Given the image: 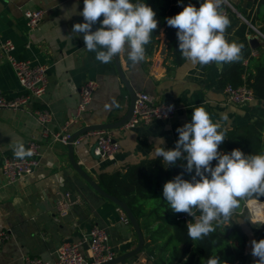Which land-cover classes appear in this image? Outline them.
<instances>
[{"label":"crops","instance_id":"obj_1","mask_svg":"<svg viewBox=\"0 0 264 264\" xmlns=\"http://www.w3.org/2000/svg\"><path fill=\"white\" fill-rule=\"evenodd\" d=\"M145 2L156 12L158 43L152 53L145 51L144 59L135 65L122 51L121 65L137 92L144 91L159 101L172 102L178 111L170 120H154L132 129L112 130L121 144V151L113 161H101L95 155V135L86 136L76 145L77 161L99 183L102 173L125 171L128 165L142 159L157 158V147H175L176 129L191 119L195 107L206 109L212 121L220 125L218 131L232 130L256 120L264 122V100L254 98L244 105L226 101L225 87L220 79L234 62L200 66L185 58L179 64L174 61L168 50L164 19L159 15L160 0ZM234 4L238 13H228L231 23L226 28L225 38L243 45L242 63L250 65L246 77L254 71L250 61L262 54L264 32L260 27L264 23L254 25L261 34L249 25L257 8L255 0H234ZM35 8L44 9L45 15L29 31L25 11ZM82 8L83 0H0V38L14 42L17 58L47 65V92L41 102L35 100L31 107L43 105L48 108L52 113L48 125L51 131L59 130L73 115L79 102L80 87L87 78L95 79L98 88L81 123L71 127L74 132L85 125L117 121L129 107V92L118 75L114 57L107 64L96 60L95 52L84 48L83 34L72 31L73 24L83 22L79 15ZM22 91L10 63L0 62V93L11 98ZM40 129L30 109L0 108V230L10 233L0 248V264H23L25 255L53 262L54 253L61 244L83 238L94 225L107 231L109 244L117 256L137 247L139 238L132 224L122 219L115 203L95 191L71 166L67 145L42 141L40 165L15 182L7 181L1 155L14 154L15 147L21 144L26 148L29 140L40 137ZM65 191L78 195L80 201L69 209L68 214L61 215L57 210V198ZM243 212L230 214L244 234V250L235 264H255L258 257L251 254V241L264 237V225L253 223L249 214L243 216ZM192 216L195 221L199 219L194 213ZM228 223L227 218L224 224ZM140 224L145 249L131 261L118 264H170V252L164 245L169 232L161 229L156 233L160 237L154 240L158 222L147 216L140 218ZM234 242L239 244V239Z\"/></svg>","mask_w":264,"mask_h":264},{"label":"clouds","instance_id":"obj_2","mask_svg":"<svg viewBox=\"0 0 264 264\" xmlns=\"http://www.w3.org/2000/svg\"><path fill=\"white\" fill-rule=\"evenodd\" d=\"M182 10L166 18L167 25L177 29L178 50L193 65H222L241 59L243 45L225 38L229 17L219 11L221 0H198L199 6L177 0ZM83 22L72 26L73 33L83 34L84 48L95 52V59L109 63L124 51L135 65L145 57V45L158 27L156 12L145 0H83L79 12ZM102 17V19H100ZM99 27L93 30V24ZM220 125L214 123L204 107H195L191 119L176 129L175 147H157L156 156L168 166L177 161L191 174L185 179L180 173L163 185L162 195L170 208L199 219L188 224V236L200 240L215 231L213 221L227 219L238 207V198L250 193L264 194V153L245 154L240 148L221 153L225 140ZM163 144V140H162ZM18 145L14 155H30ZM216 163L213 165V161ZM255 264H264V238L251 241ZM206 264H220V257H208Z\"/></svg>","mask_w":264,"mask_h":264},{"label":"built area","instance_id":"obj_3","mask_svg":"<svg viewBox=\"0 0 264 264\" xmlns=\"http://www.w3.org/2000/svg\"><path fill=\"white\" fill-rule=\"evenodd\" d=\"M219 11L228 16L230 11L238 13L234 0H221ZM45 10L35 8L25 11L29 31H32L42 21ZM244 21L249 23L244 17ZM258 33L259 30L249 23ZM261 34V33H260ZM15 44L10 39L0 38V62H9L12 66L17 80L23 91L11 98H7L0 93V108L30 109L39 122L40 137L27 142L26 151L30 155L17 157L14 154H2V169L8 182L31 174L39 165L42 156V141L51 143H62L68 145L73 130V125L81 123L84 114L92 102L94 93L98 88V82L93 78H87L80 87L79 102L73 115L62 123L60 129L51 131L49 123L52 120V113L45 106L31 107L32 102L42 101L47 92L48 78L47 65L34 64L29 60L19 59L14 55ZM226 101L236 105H244L255 98L252 88L246 85L232 86L227 84L224 88ZM135 107L131 118L122 126L124 129H132L139 125H147L154 120H170L176 116L178 107L176 104L167 101H159L153 95L140 91L137 92ZM88 135H95L96 142L93 151L101 161H113L121 151V144L115 138L112 130H100L83 134L77 137L73 144L79 145ZM80 201L78 195H73L70 191L60 193L57 198V210L61 215H66L69 209ZM246 210L253 223L264 225V200L258 198H248L245 200L242 211ZM122 219L129 223L125 213ZM8 230H0V248L9 238ZM264 238V237H263ZM86 247V249H84ZM117 256V252L109 244L107 231L94 225L89 233L77 241L64 242L54 253V261H47L38 256L25 255L23 264H101L112 260Z\"/></svg>","mask_w":264,"mask_h":264},{"label":"trees","instance_id":"obj_4","mask_svg":"<svg viewBox=\"0 0 264 264\" xmlns=\"http://www.w3.org/2000/svg\"><path fill=\"white\" fill-rule=\"evenodd\" d=\"M255 1L257 8L250 20L257 26L261 22L264 23V0ZM184 2L199 6L198 0H184ZM182 7L183 5L178 4L177 0H160L159 3V15L164 19L168 50L177 64L183 62L184 58L178 50L177 29L167 25L166 18L181 11ZM242 28L246 29V26ZM260 29L264 32V26ZM156 43L158 40L154 29L150 42L145 45V51L152 53ZM250 62L254 71L246 77L244 75L249 71L250 65L245 66L240 59L223 73L220 83L223 87L227 84L235 87L246 85L252 88L255 98L264 100V48L262 54ZM221 131L224 132L225 140L219 146V151L230 152L233 148H240L245 154L264 153L263 121L256 120L232 130ZM183 163L185 162L177 161L175 166H168L160 157L142 159L137 164L128 165L125 171L102 173L100 183L107 192L125 201L139 221L142 217L150 216L158 222L159 228L153 235L154 240L160 237L156 233L161 229L166 233L169 232L164 245L166 251L170 252V264H206L210 256L220 257V264H235L237 258L241 259L239 253L244 250V234L233 216L228 217V224H224V218H220L219 222L213 221L215 231L203 239L193 241L188 236V224L195 223L194 217L173 211L164 200L162 191L165 182L180 173L184 174L185 179L191 178V174L182 167ZM212 163L214 165L216 161ZM248 198L264 200V194L250 193L238 198L239 205L232 210V213L242 211ZM193 213L200 216L198 209H194ZM246 213L248 212L244 210L243 216ZM236 238L239 239V244L234 242Z\"/></svg>","mask_w":264,"mask_h":264},{"label":"water","instance_id":"obj_5","mask_svg":"<svg viewBox=\"0 0 264 264\" xmlns=\"http://www.w3.org/2000/svg\"><path fill=\"white\" fill-rule=\"evenodd\" d=\"M93 28L96 29V23L93 24ZM253 44L255 45L256 42ZM114 60H115L118 75H119L121 81L124 83V85L128 89V92H129L130 103H129L128 110L117 121L110 122V123H94V124H89V125H85L84 127H81L77 131L73 132V134L71 135L70 141L67 145L69 162H70L71 166L77 171V173H79V175L95 191H97L103 197L111 200L119 208L122 209V211L127 216L129 222L134 227V229L138 235V238H139V243H138L137 247H135L134 249H132L130 251H127L125 253H122V254L116 256L112 260L103 262L101 264H118V263L124 262L126 260L131 261L133 257L138 255L139 253H141L145 249V238H144V234L142 232L141 224H140V221L138 220V218L136 217V215L134 214L133 210L131 209V207L125 201H123V200L119 199L117 196L107 192L102 187V185L96 179H94V177H92L90 175V173H88V171L81 164H79V162L77 161L76 156H75V146L73 144V141L77 137H79L83 134H86L88 132L100 131V130H114V129L121 128L131 118V116L133 114L134 107H135V101L137 98V95H136L137 91L133 88V86L129 82V80H128V78H127V76H126V74L122 68L120 53L118 55L114 56Z\"/></svg>","mask_w":264,"mask_h":264}]
</instances>
